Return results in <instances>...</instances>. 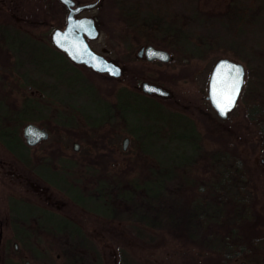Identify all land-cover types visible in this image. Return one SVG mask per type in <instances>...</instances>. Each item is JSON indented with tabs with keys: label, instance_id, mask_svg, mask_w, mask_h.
<instances>
[{
	"label": "rangeland",
	"instance_id": "1",
	"mask_svg": "<svg viewBox=\"0 0 264 264\" xmlns=\"http://www.w3.org/2000/svg\"><path fill=\"white\" fill-rule=\"evenodd\" d=\"M42 2L27 4L37 9ZM185 10L180 4V14ZM38 13L37 20L46 18ZM55 15L41 29L45 39L21 32L0 44V111L11 101L39 106L18 127L31 164L0 138V264H124L125 257L141 264L264 262V126L252 116L253 109L259 119L264 111V88H252L264 84V16L239 33L218 15L196 19L185 29L193 40L169 47L176 63L193 70L168 83L174 98L164 99L126 92L124 79L73 62L51 43ZM100 15V36L90 43L134 70L137 51L150 39L132 41L123 18ZM204 49L206 60L198 56ZM224 56L252 67L225 119L202 97ZM137 74L136 83L146 78ZM29 121L46 126L50 137L27 144ZM200 196L209 204L204 220L195 211ZM244 247H258L257 255Z\"/></svg>",
	"mask_w": 264,
	"mask_h": 264
},
{
	"label": "flooded vegetation",
	"instance_id": "2",
	"mask_svg": "<svg viewBox=\"0 0 264 264\" xmlns=\"http://www.w3.org/2000/svg\"><path fill=\"white\" fill-rule=\"evenodd\" d=\"M28 0H0V44H7L8 41L12 39V36L17 35L18 33H24L33 38L45 39V32L42 33L41 29L44 28L43 25L50 23V18L52 17V12L55 13V18L59 20L54 24H51L53 27L50 35L51 43L56 46L52 40V33L55 28H64L68 22V15L72 8H76L83 4L94 3L92 6L84 7L80 12L75 14V17L90 16L93 17L94 23L99 30V35L101 29L99 27V19L101 22L102 12L114 13L117 19L123 18L122 24L128 28V34L130 33V38L132 41L137 39L145 40L150 39L148 42H143L142 46L136 53L137 59L141 60L138 63H135V69L132 70L130 65L128 69L117 62L114 58L108 57L102 51L97 50L95 47H92L104 54L107 58L112 59L114 62L119 64L122 67L121 76H110L113 79H124L123 87L124 91L133 93L132 88H137L138 91H135V94L143 93L146 96H158L164 99L174 98V92L168 87V83L179 82L181 78L190 77V72L193 64L186 62L185 64H179L175 62L174 55L171 52L170 48L172 45H180L187 43V40L193 38L186 33L185 29L193 25V22L197 20L202 21L204 17H214L220 16L225 20V23L228 26L229 24H235V33H239L240 29H244V25L252 24L259 22L260 15L264 16V0H74L72 5H68L63 0H43L40 6L35 9L30 7ZM156 3L158 5L154 6ZM188 3V4H185ZM197 3V10L194 9V4ZM186 5L189 8L186 14H180L179 5ZM149 11V13H144ZM39 11V13H38ZM87 11H95L94 13H85ZM58 12L60 16L57 17ZM36 13L43 14L46 18L36 19ZM249 14V15H248ZM7 17H10L7 18ZM9 19V20H8ZM121 21V20H118ZM211 22V21H205ZM136 24V25H135ZM177 29H174V27ZM50 28V27H49ZM40 29L38 32L37 30ZM46 29V28H45ZM9 30V31H8ZM50 31V30H49ZM166 34V35H165ZM186 34V35H185ZM94 38V39H96ZM162 39V40H161ZM149 45L154 46L155 48L164 49L168 51L167 58L162 59L159 57L149 58L147 54V47ZM199 45H201L199 43ZM57 47V46H56ZM201 47V46H200ZM58 48V47H57ZM60 49V48H59ZM61 50V49H60ZM210 50V49H209ZM10 51V50H9ZM185 59L192 60L193 54L186 53ZM209 52L207 49H204L202 53H199L198 56H203L206 60ZM234 59L238 62H241L245 66V83L243 86V91L247 82V73L250 70L251 65L250 60L242 61L240 59H235L234 57L224 56ZM264 57V53H263ZM11 52L7 53V60L10 64ZM172 64V66H170ZM207 67V66H206ZM201 66H198L196 70H200ZM213 69V68H212ZM254 69V67H253ZM261 71V70H260ZM264 71V69L262 70ZM138 73L146 74V78H143L140 83H136L134 78L137 77ZM209 74V82L210 76ZM109 74V73H108ZM21 77L19 74H15ZM258 76V73H257ZM264 76V74H262ZM144 81H149L155 83L163 88L170 90L168 95H159L155 93H148L142 88V83ZM34 87V84H29V88ZM209 88V83H208ZM252 88H264V84L257 83ZM242 91V93H243ZM12 93V92H11ZM241 93V95H242ZM136 94V95H137ZM240 95V97H241ZM204 102L209 100L208 98V89L205 95H202ZM240 99V98H239ZM257 101V100H256ZM239 102V101H238ZM211 103V102H210ZM258 103V101H257ZM258 104H254L256 108ZM253 108V107H252ZM256 115L255 109H253L252 116L253 118ZM188 119V117H187ZM256 122H258L256 120ZM37 123V122H36ZM39 124V123H38ZM258 124V123H257ZM41 125V124H40ZM44 126V125H41ZM46 127V126H45ZM46 129H48L46 127ZM50 132V131H49ZM24 133V132H23ZM50 137V136H49ZM1 138V136H0ZM40 143V142H39ZM246 250L251 252L254 257L257 255L258 247H244ZM233 252H237L236 250ZM243 252V250L241 251ZM242 255L236 256V260H239ZM226 264V263H225ZM242 264H251L243 260ZM259 264H264L261 262Z\"/></svg>",
	"mask_w": 264,
	"mask_h": 264
},
{
	"label": "water",
	"instance_id": "3",
	"mask_svg": "<svg viewBox=\"0 0 264 264\" xmlns=\"http://www.w3.org/2000/svg\"><path fill=\"white\" fill-rule=\"evenodd\" d=\"M68 5H72L74 0H63ZM94 3L83 4L76 8H72L68 15V22L64 28H55L52 33V40L54 44L63 50L70 59L78 64H85L92 69L99 72H106L112 76H121L122 75V67L114 62L112 59L107 58L104 54L96 51L91 43L90 39H94L99 35V30L94 23L93 17L83 16V17H75V14L80 12L86 6H92ZM81 22L82 25H81ZM87 29V30H85ZM58 33H62L63 35L57 36ZM59 39V42H58ZM147 54L149 58L159 57L162 59H168V51L164 49L155 48L152 45L147 47ZM222 61H229L233 64H239L243 72L241 73L242 82L239 86V92L235 98V104L233 107L228 109L227 114L221 110V108L217 105L216 97L213 93V80L215 78V73L217 68L221 65ZM245 83V66L243 63L238 62L229 57H220L214 64L209 88H208V98L212 104V106L216 109L217 113L222 118H228L229 114L236 108L237 103L239 101L240 95L243 91V86ZM143 90L148 93H155L159 95H168L170 94V90L163 88L155 83H151L149 81H144L142 83ZM24 136L27 144L36 145L37 143L46 140L50 136V132L46 129L45 126H41L40 124L29 121L24 126ZM129 142V137H126L124 140V148H127ZM80 147L79 142H74V148L78 149ZM18 244H16V247ZM30 264V262H28Z\"/></svg>",
	"mask_w": 264,
	"mask_h": 264
},
{
	"label": "trees",
	"instance_id": "4",
	"mask_svg": "<svg viewBox=\"0 0 264 264\" xmlns=\"http://www.w3.org/2000/svg\"><path fill=\"white\" fill-rule=\"evenodd\" d=\"M38 86H40L41 88L43 87L41 84H39ZM135 93V92H133ZM137 94V92H136ZM148 97V96H146ZM4 103V102H2ZM6 102L4 104H2L1 110L0 111V136H1V140L4 142V144L6 145V147L10 150H12L14 153L18 154L20 156L21 159H23L24 161L28 162L29 164H31L32 160L30 159L29 155L25 154L23 152V145L24 142L21 138L20 132L18 127L22 124V121L26 118V113L31 109L33 110L34 108L39 109L38 105H36L33 101L28 102L27 104H22V105H16L14 102H10L9 104H6ZM17 108V110H16ZM264 111H261L260 117L262 116L263 118H256L257 120H260L264 123ZM171 115H176L174 113H169ZM260 121H258V123H260ZM167 122L170 125H173V117H168L167 118ZM261 124V126H264V124ZM264 132V130H263ZM17 140L20 141L21 145H18L17 143H13V140ZM44 160H41V162H43ZM48 162V161H45ZM51 163V162H49ZM237 163L240 165V161H237ZM179 166L181 165H177L176 168L179 170ZM242 165H240L241 167ZM184 175V174H182ZM225 176V174H224ZM184 178L186 180H188V178L184 175ZM189 183V182H188ZM166 184V183H165ZM164 191V187L163 190H156V192L153 194V196H160L161 192ZM216 193V192H215ZM162 195V194H161ZM211 196H213V194H210ZM205 198H202L200 196V199L198 200L196 207H195V211L198 213L200 210L201 214L200 216L202 217V220L205 219V211L208 210L209 204L204 203ZM204 206L207 207V210L203 209ZM203 212V213H202ZM236 255H240L238 252L236 253ZM136 261L133 259H128L125 257L124 259V264H141L140 262L135 263Z\"/></svg>",
	"mask_w": 264,
	"mask_h": 264
},
{
	"label": "snow or ice",
	"instance_id": "5",
	"mask_svg": "<svg viewBox=\"0 0 264 264\" xmlns=\"http://www.w3.org/2000/svg\"><path fill=\"white\" fill-rule=\"evenodd\" d=\"M61 35L63 34H57L58 37ZM242 72L243 69L239 64H233L229 61H222L216 70L212 85L213 93L216 97L217 105L225 114L235 104V98L239 92L240 83L242 82Z\"/></svg>",
	"mask_w": 264,
	"mask_h": 264
}]
</instances>
